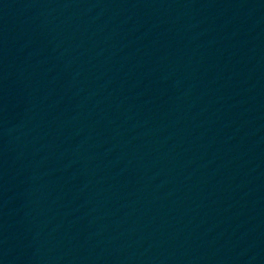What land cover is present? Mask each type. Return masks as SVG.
Wrapping results in <instances>:
<instances>
[{
  "label": "water",
  "instance_id": "1",
  "mask_svg": "<svg viewBox=\"0 0 264 264\" xmlns=\"http://www.w3.org/2000/svg\"><path fill=\"white\" fill-rule=\"evenodd\" d=\"M0 264H264V0H0Z\"/></svg>",
  "mask_w": 264,
  "mask_h": 264
}]
</instances>
